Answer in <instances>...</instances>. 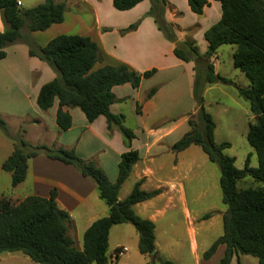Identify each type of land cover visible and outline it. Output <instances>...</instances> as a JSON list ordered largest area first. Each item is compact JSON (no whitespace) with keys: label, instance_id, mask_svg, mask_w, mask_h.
<instances>
[{"label":"trees","instance_id":"trees-1","mask_svg":"<svg viewBox=\"0 0 264 264\" xmlns=\"http://www.w3.org/2000/svg\"><path fill=\"white\" fill-rule=\"evenodd\" d=\"M16 1L0 0V17L5 25L0 30V58L4 57V48L8 44L23 41L29 56L45 62L53 70L54 77L37 91L36 106L44 111L56 100L54 121L59 130H66L71 124L66 108L77 107L87 122L102 116L106 128H117L124 139L123 144L128 146L133 133L123 126L122 114L109 109L110 104L116 101L111 87L128 83L135 88L142 78L149 77L155 70L137 73L125 64L93 68L100 54L97 44L86 35L61 33L39 46L29 33L61 22L63 2L42 0L21 8ZM139 1L111 0V5L121 11ZM148 1L149 7L144 15L150 16L162 37L173 43V55L181 61L193 62L191 98L196 119H186L188 129L172 143L171 150L177 152L191 144L197 145L219 170L220 199L225 206L221 215L222 233L210 243L201 258L207 259L217 246L223 245V253L215 264H229L231 257L238 254L252 255L257 264H264V0H214L219 3L220 16L203 31L206 46L202 53L194 40H176L172 25L163 17L165 0ZM186 1L190 11L197 15L208 3L206 0ZM136 24V21L128 24L120 33L134 29ZM23 27L25 33L21 32ZM222 44L232 46V66L248 81L246 87L234 88L236 95L247 102L248 110L253 115V121L247 123L245 139L256 156L254 167L248 165L246 157L242 168H236L233 156L222 152L229 144L226 141H213L214 122L202 104V92L207 85L216 81L227 82L215 70L211 60V57L217 56V48ZM155 90V86L150 87L145 97H150ZM0 129L13 140L12 150L0 163V169L10 174L11 186L24 179L27 160L42 154L72 165L81 176L91 180L97 197L107 208L104 216L96 218L84 229L81 248L76 249L67 234L69 216L55 204L54 187L48 190L45 197L29 194L14 201L0 196V253L19 251L37 264H106L111 260V255L107 254L109 228L113 224L129 223L137 233L136 248L139 253H152L153 258L161 264H177L158 255L154 247L153 222L132 209L133 204L150 199L160 190L141 189L142 179H139L132 184L125 197L117 199L120 185L138 158L136 150L128 148L119 155L116 176L111 182L95 161L77 156L73 148L28 143L20 136L24 131L21 126L18 128L20 133L17 131V135L9 136L1 118ZM245 177L258 184L255 187H236V183ZM210 215V212L205 213L202 218ZM119 250V247L113 249L114 261L122 253L117 254Z\"/></svg>","mask_w":264,"mask_h":264},{"label":"crops","instance_id":"crops-1","mask_svg":"<svg viewBox=\"0 0 264 264\" xmlns=\"http://www.w3.org/2000/svg\"><path fill=\"white\" fill-rule=\"evenodd\" d=\"M17 1L20 2L19 7H30L42 0L37 3L36 0ZM55 1L64 4L62 21L41 31H31L29 35L37 45L43 46L57 34L76 32L75 34L88 36L97 44L100 57L93 68L125 64L137 73L155 70L149 77L142 78L135 88L128 83L111 87L116 100L109 106L111 112L122 114L118 104L126 98L134 100L132 113L136 125L132 129L133 138L125 146L118 129L111 127L108 130L102 116L87 122L74 108H66L71 117L69 128L59 130L54 121L56 100L44 111L35 104L39 87L55 74L45 62L27 54V46L23 41L8 44L4 48V57L0 58V117L16 121L15 133L19 123H26L25 118H32L34 122L23 131L25 141L73 148L77 156L95 161L109 180L115 179L119 155L128 148L136 150L138 158L128 176H133V183L142 179L141 189H159L160 192L150 199L133 204L132 209L139 205L138 211H133L153 222L154 247L158 253L155 222L165 214L168 207L181 208V200L185 199V188L181 182V151L171 150L172 143L181 136L178 133L181 132L180 100L178 91H175L178 88L172 85L174 78L171 77L179 68L188 72L191 88L193 62L181 61L173 55V43L162 37L150 16L144 15L149 7L148 0H141L121 11L112 7L111 0ZM206 1L207 5L197 15L190 11L186 0H165L163 13L165 21L173 27L176 40H194L200 53L206 46L203 31L220 16L219 3L214 0ZM135 21L137 24L134 29L120 33L122 28ZM4 27L0 17V30ZM64 28L66 31H62ZM21 32L25 33L26 29L23 27ZM152 86L156 90L146 98L145 93ZM25 103L30 108L29 112H26ZM12 104L15 106H11ZM136 106L138 112L135 110ZM164 121L167 123L164 124ZM29 127L37 129V134L29 133ZM24 178L29 181V194L45 197L50 188L56 189L55 204L69 216L67 234L75 248L80 249L84 229L107 212L106 206L97 197L94 183L81 176L72 165L49 159L42 154L27 160ZM11 198L19 200L17 195ZM196 198L195 195L191 196L192 200ZM117 199H121L118 194ZM151 199L161 201V206L154 202L147 206L145 201ZM183 207L185 209L184 205ZM195 260L197 261L196 257Z\"/></svg>","mask_w":264,"mask_h":264},{"label":"rangeland","instance_id":"rangeland-1","mask_svg":"<svg viewBox=\"0 0 264 264\" xmlns=\"http://www.w3.org/2000/svg\"><path fill=\"white\" fill-rule=\"evenodd\" d=\"M39 1L36 0L35 3ZM21 8H27V6ZM62 31H66V28ZM231 51V45L222 44L217 48V56L211 57L215 70L219 75L224 76L227 82L216 81L207 85L202 92V104L214 122L213 141L215 143L226 141L229 144L222 152L233 156V164L236 168H242L246 157H248V165L254 167L256 166V156L253 148L245 139L247 123L253 121V115L248 110L247 102L236 95L234 88L235 86L246 87L248 81L238 69L232 66ZM171 78H174L172 85L178 88L175 89V91H178L180 100V108H178L181 109V132L178 133L182 135L188 129L186 119H196L195 109L193 108L194 101L190 94V75L179 68ZM163 84L165 83L163 82ZM133 104L134 100L128 98L118 104L124 117L122 124L131 130L136 125L132 113ZM25 105L26 112H29L30 108H28L27 103ZM11 106H15V104ZM73 108L83 117L82 112L77 107ZM0 118L5 122L9 136L14 135L16 121L12 118H7V120ZM25 119L26 123L24 121L19 123V126L24 130L27 125L30 126L34 122L32 118L30 120ZM166 123L164 121V124ZM28 130L29 133L37 134V129L34 127H29ZM18 133H20V130ZM18 133L16 132L15 135ZM20 136L23 139L25 137L23 133ZM113 142L117 141L113 140ZM12 147L13 140L0 129V163L10 153ZM218 177V166L207 159L199 146L191 144L181 150V182L183 184L181 185L185 188V199L181 200V208L179 206L175 208L168 207L165 214L155 222V243L158 247L159 256L177 264H215L218 261L224 250L223 245L217 246L216 250L207 259L201 258V254L208 248L210 243L222 233L221 215L225 210V206L220 199ZM133 179V176L129 175L120 185L118 195L121 199L131 189ZM109 181L112 182L114 179ZM257 184L251 178L245 177L236 183V187H255ZM29 187L28 178H24L15 186H11L10 174L0 169V196L16 201L18 199H12L11 197L17 195L20 199L22 195L31 193ZM192 195L197 196V198L192 200ZM145 202H147L145 203L147 206L151 202L158 203L159 206L162 203L157 199ZM138 206L133 208L135 212L138 211ZM208 212L211 215L208 218H202L203 214ZM136 241L137 233L131 224H113L107 235V254L111 255V260L107 261L106 264H161L158 259L153 258V255H151V258L148 254L139 253L136 248ZM115 247L126 248L117 257L116 261H114L112 255ZM0 264L37 263L32 262L19 251H12L0 253ZM229 264H257V262L252 255L238 254L237 257L235 255L231 257Z\"/></svg>","mask_w":264,"mask_h":264},{"label":"built area","instance_id":"built-area-1","mask_svg":"<svg viewBox=\"0 0 264 264\" xmlns=\"http://www.w3.org/2000/svg\"><path fill=\"white\" fill-rule=\"evenodd\" d=\"M16 5H20V2L19 1H16ZM126 248L125 247H121L119 251H117V254H120L121 252L125 251Z\"/></svg>","mask_w":264,"mask_h":264},{"label":"water","instance_id":"water-1","mask_svg":"<svg viewBox=\"0 0 264 264\" xmlns=\"http://www.w3.org/2000/svg\"><path fill=\"white\" fill-rule=\"evenodd\" d=\"M152 253H149V255H151Z\"/></svg>","mask_w":264,"mask_h":264}]
</instances>
